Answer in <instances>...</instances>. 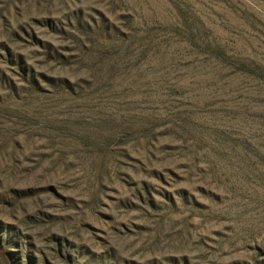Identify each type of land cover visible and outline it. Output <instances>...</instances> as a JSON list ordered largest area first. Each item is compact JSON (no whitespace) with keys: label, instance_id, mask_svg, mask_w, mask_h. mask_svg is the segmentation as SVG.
Segmentation results:
<instances>
[{"label":"rangeland","instance_id":"rangeland-1","mask_svg":"<svg viewBox=\"0 0 264 264\" xmlns=\"http://www.w3.org/2000/svg\"><path fill=\"white\" fill-rule=\"evenodd\" d=\"M0 264H264V0H0Z\"/></svg>","mask_w":264,"mask_h":264}]
</instances>
